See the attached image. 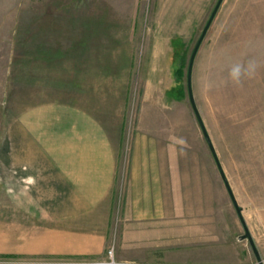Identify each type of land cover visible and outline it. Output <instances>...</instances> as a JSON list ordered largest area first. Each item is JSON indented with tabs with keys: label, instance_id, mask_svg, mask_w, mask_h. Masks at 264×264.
<instances>
[{
	"label": "rangeland",
	"instance_id": "obj_1",
	"mask_svg": "<svg viewBox=\"0 0 264 264\" xmlns=\"http://www.w3.org/2000/svg\"><path fill=\"white\" fill-rule=\"evenodd\" d=\"M216 2L0 0V264L100 262L8 255L16 239L28 243L29 224L44 225L34 208L28 213L34 188L21 187L14 158H50L69 114H90L122 140L118 208L132 158L149 157L157 194L171 196L173 261L258 264L239 239L246 227L264 264V0H222L191 71L196 108L243 223L187 91L189 59ZM250 59L260 62L257 74L232 85L231 65ZM115 244L104 261L111 248L118 261Z\"/></svg>",
	"mask_w": 264,
	"mask_h": 264
},
{
	"label": "crops",
	"instance_id": "obj_2",
	"mask_svg": "<svg viewBox=\"0 0 264 264\" xmlns=\"http://www.w3.org/2000/svg\"><path fill=\"white\" fill-rule=\"evenodd\" d=\"M67 117L66 124L59 122L65 129L55 137L50 158L44 153L40 158H14L21 187L34 188L28 213L34 208L44 225L29 224L28 243L16 242L15 238L8 255L104 261L106 248L115 238L117 260L130 264H199L186 258L173 261L171 196L165 190L157 194L149 157H144L143 163L139 157L136 161L132 158L129 192L122 209L118 208L122 140L90 114ZM9 166L12 168V159ZM115 212L122 222L118 228L111 221ZM19 227L23 236L24 225Z\"/></svg>",
	"mask_w": 264,
	"mask_h": 264
},
{
	"label": "water",
	"instance_id": "obj_3",
	"mask_svg": "<svg viewBox=\"0 0 264 264\" xmlns=\"http://www.w3.org/2000/svg\"><path fill=\"white\" fill-rule=\"evenodd\" d=\"M221 1L222 0H217L215 6L213 8V10L211 11V13L209 15V18L207 19V21H206V23H205V25H204V27L202 29V32L200 34V37H199L197 43L195 44L194 49H193V51L191 53V56H190V59H189V63H188V67H187V91H188L189 101H190L191 106H192V108L194 110L196 119H197V121H198V123L200 125V128L202 130V133H203L204 138L206 140V143L208 144V147L210 149V152L212 153V156H213V158L215 160V163H216V166H217L218 171L220 173V176L222 178V181L224 182L225 187H226V189H227V191L229 193V196H230V198H231V200H232V202H233V204H234V206L236 208L237 214L239 215V218L241 219V221L243 223V220H242L241 215H240V208L236 206L235 199H234V197L232 195L230 186H229V184L227 182V179H226V177H225V175H224V173H223V171L221 169V166H220L219 161L217 159V156L215 154L214 148H213V146L211 144V141L209 139V136H208V134H207V132L205 130V127H204V125L202 123L201 117H200V115L198 113V110L196 108V105H195V102H194V99H193V95H192V91H191V71H192V65H193L194 56L196 54V51L198 49V46H199L202 38L204 37V35H205L208 27L210 26L211 21L213 20L215 14L217 12V9H218ZM244 230H245V233L243 235L239 236V239L240 240H243V239H247L248 240V242L250 244V247H251V249L253 251V254L255 255V257H256V259L258 261V264H263V262H262V260H261V258L259 256V253H258V251H257V249H256V247L254 245V242H253V239L251 237V234L249 233V231L247 230L246 227H244Z\"/></svg>",
	"mask_w": 264,
	"mask_h": 264
},
{
	"label": "clouds",
	"instance_id": "obj_4",
	"mask_svg": "<svg viewBox=\"0 0 264 264\" xmlns=\"http://www.w3.org/2000/svg\"><path fill=\"white\" fill-rule=\"evenodd\" d=\"M261 67L260 62L256 59H250L247 62H235L231 65L228 73V79L232 85L240 87L245 79H251ZM114 253H110V258L104 264H112ZM115 264H128L127 261L118 260Z\"/></svg>",
	"mask_w": 264,
	"mask_h": 264
},
{
	"label": "built area",
	"instance_id": "obj_5",
	"mask_svg": "<svg viewBox=\"0 0 264 264\" xmlns=\"http://www.w3.org/2000/svg\"><path fill=\"white\" fill-rule=\"evenodd\" d=\"M108 260H109V258H110V253H113V250H112V248L111 249H109L108 251ZM108 260H106V261H108ZM106 261H100V262H98L99 264H104V262H106ZM112 264H115V261H114V259L112 260Z\"/></svg>",
	"mask_w": 264,
	"mask_h": 264
}]
</instances>
